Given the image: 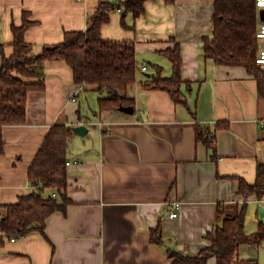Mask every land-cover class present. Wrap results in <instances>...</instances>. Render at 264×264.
Instances as JSON below:
<instances>
[{"label": "crops", "instance_id": "crops-1", "mask_svg": "<svg viewBox=\"0 0 264 264\" xmlns=\"http://www.w3.org/2000/svg\"><path fill=\"white\" fill-rule=\"evenodd\" d=\"M214 1H147L138 18L111 13L101 39L135 46L131 115L99 112L98 93L75 85L62 60H47L37 69L44 89L27 94L25 123L0 126V219L2 207L30 191L28 169L48 131L58 122L87 130L74 134L67 154L65 211L49 216L44 236L3 238L0 264H172L169 251L194 257L208 245L207 234L221 224L218 205L225 215L243 205L239 180L253 184L264 163V100L243 67L204 58L202 40L213 30ZM100 2L119 0H0L4 54H11V27L20 26L24 15L32 22L24 40L39 54L42 47L62 42L66 32L84 31L87 14ZM175 43L186 106L141 86L156 67L170 76L163 52ZM197 124L212 131L218 126L213 151L195 140ZM245 212V232L253 234L264 223V198H250ZM158 227L161 245L150 241ZM237 260L264 264V242L240 246ZM207 264H216L215 259Z\"/></svg>", "mask_w": 264, "mask_h": 264}, {"label": "trees", "instance_id": "trees-1", "mask_svg": "<svg viewBox=\"0 0 264 264\" xmlns=\"http://www.w3.org/2000/svg\"><path fill=\"white\" fill-rule=\"evenodd\" d=\"M153 0H125L117 4L98 3L86 18L84 31L64 34L62 42L41 48L39 54L33 52L24 40L26 30L32 22L23 16L22 24L12 26V52H3L0 42V126L23 125L27 113V94L43 91L42 74L37 70L47 60H62L71 69L73 82L77 86H90L98 93L99 112H120L121 107L134 110V99L129 90L137 82L138 64L135 46L132 42L103 41L101 29L110 22L111 13L121 9L122 14H132L138 18L144 13V4ZM173 4L175 0H163ZM122 20H124L122 18ZM259 27L255 0H215L213 30L203 37L202 51L205 59L225 67H243L256 82L257 95L264 100V69L256 63L262 49L256 34ZM171 64L172 72L165 77L156 71L141 83L147 91L166 92L175 104L187 105L181 93L182 58L180 48L163 52ZM103 90L105 94H103ZM208 126H195V140L213 151L215 132ZM73 127L65 122L56 123L47 133L29 169L30 191L21 196L15 204L3 208L0 219V243L39 232L44 236L46 221L57 211L64 212L69 203L65 190L67 186V154L73 139ZM0 136V155L4 151ZM238 194L244 200L233 214H224L222 205L216 207V221L212 231L206 236L208 245L196 256L187 257L175 251L167 256L172 264H207L215 259L216 264H257L256 261L240 262L237 252L242 245H260L264 242V223H259L253 234L245 232L246 202L250 198H264V163L256 169L255 182L248 184L239 180ZM151 243H163L160 228L153 229Z\"/></svg>", "mask_w": 264, "mask_h": 264}, {"label": "built area", "instance_id": "built-area-1", "mask_svg": "<svg viewBox=\"0 0 264 264\" xmlns=\"http://www.w3.org/2000/svg\"><path fill=\"white\" fill-rule=\"evenodd\" d=\"M119 1H125V0H119ZM255 5L258 11L263 12L264 13V0H255ZM116 13H121V9H116L115 10ZM257 38L264 40V21L259 23V27H258V31L256 34ZM256 63L259 64L260 66H264V48L261 49L258 53V56L256 58ZM143 71L146 70L145 67L142 68ZM75 98V97H74ZM75 100V99H73ZM175 206H177V203H174ZM170 218H175L176 214L171 212L170 213ZM11 241H14V239H12Z\"/></svg>", "mask_w": 264, "mask_h": 264}, {"label": "water", "instance_id": "water-1", "mask_svg": "<svg viewBox=\"0 0 264 264\" xmlns=\"http://www.w3.org/2000/svg\"><path fill=\"white\" fill-rule=\"evenodd\" d=\"M263 15H264L263 12H260L259 18L261 21H264ZM119 110H120V112H122L124 114H128V115L133 114V111H134L133 108H131V107H121V108H119ZM86 130L87 129L85 128L84 125H79V126L73 128V133L75 135H78V136H83L84 133L86 132Z\"/></svg>", "mask_w": 264, "mask_h": 264}, {"label": "rangeland", "instance_id": "rangeland-1", "mask_svg": "<svg viewBox=\"0 0 264 264\" xmlns=\"http://www.w3.org/2000/svg\"><path fill=\"white\" fill-rule=\"evenodd\" d=\"M262 43H264V41H262ZM262 47H264V46H262ZM103 94H105V91L103 90ZM79 99H80V101H81V104H82V106H84L85 105V98L84 97H79ZM90 103H91V100L89 101ZM96 102V101H95ZM95 104V103H94ZM119 116H122L123 115V113H119L118 114Z\"/></svg>", "mask_w": 264, "mask_h": 264}]
</instances>
